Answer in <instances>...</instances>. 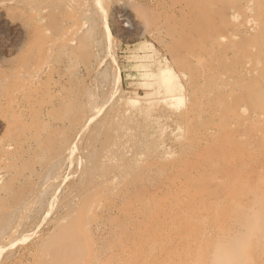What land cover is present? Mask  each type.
<instances>
[{"label": "rangeland", "instance_id": "1", "mask_svg": "<svg viewBox=\"0 0 264 264\" xmlns=\"http://www.w3.org/2000/svg\"><path fill=\"white\" fill-rule=\"evenodd\" d=\"M185 1L186 0H183V1L176 0L177 2L176 5H173L175 4L174 0H104V1L103 0H79V1L78 0H12V2L11 0H0V94H1L0 95V158L2 159L0 161L1 163L0 164V192L2 193L5 190L4 192L5 194L0 193V208H1L0 210V233L3 235V236L0 235V246L4 247L2 256H1L2 259L0 258V261L2 260L0 264H2L3 261H4L3 264H37V263L45 264L46 261L49 264L51 260L49 257H47L48 253H44L43 250L47 249L45 251L48 252L49 250L48 247L50 246V244L48 243L49 239H52L51 237H53L54 239V236H52V232L53 231L57 232V229H55V227L58 228V224L61 225V223L63 222L65 218H66L65 220H67V218L69 219L76 218L75 212H77V209L79 206L86 205V206H89L90 208L91 203L92 205L94 204L93 202L95 200L94 201L93 199L91 200V198L88 195V190L90 189H95V190L99 189L97 190L99 193H105V195L107 196V197L104 196L101 199L98 198L96 200V201L99 200V203L100 202L102 203V206L101 205L99 206L97 205L98 202H96V206L99 207L98 209H95L97 208L96 206L95 208L91 207L92 209H94V211L98 210L101 214L102 213L105 214V215L102 214L103 217L98 211H96L97 213L95 212V214H93L95 215V219H96L95 221H97V223L99 221L100 222L102 221L101 223L100 222L99 223L101 224L100 226L103 227V228L100 227L101 228V229L99 228L100 230H96L94 228L91 231L92 234L90 232L91 238L90 237L89 238L91 239V241H93L91 243L92 245L94 244L93 247L95 246L93 250H94L95 255L97 256V257L95 255H94L95 257L93 256V260L95 259V262L93 264H96V263L105 264V260L107 262V257H109V259L114 258V260L115 258H117L116 259L117 261L115 260L116 262H113L114 260L111 259L112 262L116 264L117 263L120 264L119 261L121 262V264H136V263L137 264H143V263L144 264H154V263L155 264H159V263L160 264H165V263L177 264L179 262L178 260L179 254H178L177 245L179 244H178V241H176L175 239L174 233L176 231H174L172 224H171L172 220H170V218L174 216L175 214V211L173 212V209H171V207L174 206L173 204L175 202L179 204L180 201H183L186 199V197L188 196V194H186L188 193L186 190H189V192L192 193L191 192L192 189L188 187L192 185L194 182H196L195 184L199 186L201 185L200 187L203 186L204 189L206 188H210L211 190L214 189L215 191L214 190L212 191H214L215 195L219 197H223V196L227 197L226 195L232 192L234 182L231 179L228 180L227 178L221 177L222 172H223L222 171L223 168L221 166L223 167L226 166L227 163L232 159L233 154L239 155V149L236 147V145L240 143L239 142L240 133H244L248 131L247 128L243 126L244 125V123H242L243 121L236 122L234 120V115H233L234 112H238L239 110H241L242 115L247 117L250 115V109L246 105L247 96L243 94L242 97H238L232 92H230L229 90L226 91L227 93L225 94L223 98V102L222 103L217 102V95H218V88H219L218 86L221 87V84L223 83H224L223 85H229V83L232 82L234 79V76H232L230 72H232L235 69L240 70L244 65H248V63H246L248 58L244 54L242 49L241 48L239 49V47H241V44H242V38L235 36L234 44L237 45V43H239L240 46L237 48L231 47V42L229 38L235 35V33L233 32V28L227 27L224 24L225 18H226L225 15L229 14V12H225L221 14V12H219L215 8H212V9L202 8L201 10H199L200 12L197 13L199 16L197 14L196 15L191 14V16H189L190 12L187 11L185 15V13L181 12L179 8L176 7V6H179L180 4H184ZM61 2L62 3L69 2L71 6L62 7V8H71V9L69 11H65L64 9H61V7H59V4H58ZM128 4L130 5L135 4L133 5L135 10H132L133 7H130V5ZM74 11H76V13H73ZM144 11H145V14H144ZM171 12L173 15H171ZM169 14L172 17V19H169L170 16L168 18L167 17L163 18V16H168ZM155 15L157 18H155ZM55 16L57 17L56 21H55ZM77 17L79 18V21L82 18L83 22H79L78 19H76ZM174 18L177 20H174ZM190 18L192 21H194L193 23L191 22ZM181 19L184 21L183 23L181 22L182 24H180V21H182ZM210 19L212 20L213 23L211 22ZM206 20L208 21V23ZM214 20H216V23ZM78 22L80 23V25ZM85 22L87 23L83 25V23ZM209 23H211L210 24L211 27H209ZM169 24L170 26L173 25L174 28L169 27L168 26ZM186 24L188 27L190 26L189 29H187ZM13 25L15 26V28L13 27ZM18 25L22 26V28H19ZM73 25L76 27H74ZM70 26L72 28L74 27L75 29L74 28L72 29ZM180 26L181 28L184 27V29H181ZM191 26L193 28L195 27H198V28H195L197 30H194L191 28ZM207 26L210 29V31L208 30ZM16 28H19V29H16ZM180 29H181V32H180L181 34L178 32ZM171 30H172V33H174L175 35L171 33ZM198 30L200 31V33ZM205 31H207V33H204ZM166 32L167 34L169 33L171 37L169 35H166ZM185 32L186 34H189V36L194 37L195 39L194 42H196L195 44L193 41H190V38L186 37L188 35H186ZM201 32L204 38L201 40L196 39L197 37L201 35ZM43 33L45 34L53 33V36L50 38L51 40L49 41L40 40ZM73 33H76V35H78V37L81 38V39L79 38L80 42L81 43L83 42V43L81 45V49L74 56H72V59L69 60V58L63 57V56H71V54H69L70 47H66L65 41H67L68 38L73 37ZM65 37H66V40H65ZM172 37L175 38L176 40H174ZM180 37L182 39L181 41H179L180 39H178ZM60 38H61V41H60ZM183 40L185 44H183ZM177 41L181 43V45H179ZM41 42L45 44H42ZM188 43H190V45H188ZM169 45L171 46L172 50L173 48L175 49V47L178 50L176 52L174 50V52L172 51L170 53L169 50L171 48L169 47ZM191 45H192V48H194V49L190 48L192 51L189 49ZM181 46L183 48L185 47L184 50L182 49ZM219 46H223V48L220 47L219 49ZM61 47H64V49H66V52H67V55H63L62 58L60 56L58 57L59 48ZM165 47L167 48L169 47L168 50ZM205 48L207 49V51ZM210 49H211V52L209 51ZM209 52L210 53L214 52V53L209 55L210 54ZM178 53L179 55L181 54V56L177 55ZM215 53L217 55H215ZM174 54L176 56H174ZM183 55H185L184 58H183ZM47 56H49L48 57L49 60H47L48 59ZM173 58L175 62L173 61ZM180 58H183V59H180ZM210 58L213 60L210 61L211 60ZM214 59H217V60L215 61ZM204 62L205 63L207 62L206 63L207 65H205ZM29 63H31L32 66H30L31 64ZM202 64L205 66H203ZM52 65H53L54 73L51 72V75L49 74L46 77L45 76L41 77L40 73L42 71L47 70L48 68H51ZM194 65L196 66L194 67ZM208 69L212 71L213 73L211 72L212 73L211 74ZM92 71L93 73H91ZM180 72L181 73L184 72L182 73V75L183 74L187 75L185 76V79L183 78L184 76L182 77ZM207 72L209 73L207 74ZM17 75L24 77V79L22 77L17 79L18 77ZM59 75L60 77L61 76L62 77L64 76V77L60 78ZM167 76L169 78L168 79L169 81H167ZM45 79L47 80L45 81ZM159 80H162V81L159 82ZM166 81L168 84L165 83ZM170 81H173V84L174 83L175 84L172 85V82L169 83ZM175 81L176 82L178 81V82L176 83ZM158 83L160 86H158ZM165 84L167 88H168L167 85L177 86L174 89V93H169L168 89H164ZM160 87H161V90H160ZM3 88L6 89V91H4ZM33 88H37V89H33ZM172 89L171 90L169 89V90L172 92ZM167 91H168V96L165 94L167 93ZM214 92L216 93L213 94ZM14 95L16 96L15 99L13 98ZM56 95H59L58 98L56 97ZM28 96L32 98L35 97V98H33L34 99L33 100L32 98ZM176 96H177V99L179 98L178 102L176 101V99H173L174 102L176 101L175 103L173 102L172 99L170 101V98L172 97L176 98ZM26 97L28 99H26ZM70 100H75L76 102L70 103ZM9 102L11 104L10 106H9ZM36 102L37 104L39 103L40 105L39 104L36 105ZM91 102L93 103L92 106L90 104ZM104 102L105 103L107 102V104L105 105ZM163 102H164V105L165 103L167 104L169 103V105H172V107H173V104L174 106L176 105L175 110L171 106L168 108L167 104L165 107L164 105H162ZM171 102H173V104H171ZM24 103H26L27 106ZM176 103L177 104L179 103V104L177 105ZM195 103L197 106L195 105ZM210 103L212 104V106ZM216 103H218V106H216ZM15 104H19V105L17 106ZM190 105H194V106L192 107ZM39 106L40 108H38ZM160 106L162 107V110L160 109L161 108ZM177 106H179V108H177ZM10 107L13 108L12 109L13 111L11 110ZM93 107L95 110L93 109ZM204 107L206 108L204 109ZM188 111L191 114H189ZM212 111L216 115H214ZM92 112H94L96 116H94V113L92 114ZM33 113L37 115H33ZM14 114L17 115V117H15ZM18 117L19 119H17ZM25 117H27V119ZM221 118L223 120H221ZM197 119H199V121ZM37 120L39 121V123L41 120L42 126H40L41 124L38 125ZM203 120L205 121V123L203 124L204 127L202 125V123L204 122ZM87 121L89 123H87ZM173 121L174 122L176 121L174 125H173L174 123ZM185 121L187 122L185 123ZM7 122L11 123L12 127H10V124L8 125ZM62 122L65 124L63 125ZM198 122L201 124V126L199 125ZM23 123H24V126L22 125ZM34 123L37 125H35ZM45 124H47V126H45ZM176 124L179 125L180 128L177 127L176 129L175 128ZM21 125L24 127L23 130L21 129L22 127H20ZM37 126H39V128L35 129ZM56 127H58V129ZM186 127L189 130L186 129ZM80 128L84 129L85 132L84 130L82 132V129ZM28 130L29 131L32 130V131L28 133ZM76 130H77V133H76ZM79 130L81 133L78 132ZM12 131H15V132H12ZM181 132L182 134H180ZM220 132L222 134H220ZM159 133L161 135L163 134L162 137ZM17 134L18 135L20 134V135L18 136ZM209 134H211V137ZM215 134L217 135L213 137L212 135H215ZM68 136L72 140H70ZM81 136L83 140L81 139ZM185 136L191 137V139L190 137L189 139L190 141L191 140L192 141L187 142L189 143V146L184 140ZM56 137L57 139H55ZM62 137L66 138L65 141ZM78 138H79V141H78ZM214 138L215 139L218 138L219 146L212 145L213 143L212 140ZM35 139H37L39 143L35 142L36 141ZM175 139H177V143ZM199 139L203 142H201ZM227 139L230 140V143L227 142ZM126 140L129 141L128 145L126 144L127 142ZM76 141L78 142L76 143ZM122 141L125 142L124 145H122L121 143ZM193 141L194 143H192ZM107 142H109V144ZM204 142H207V143L204 144ZM101 143L102 144L104 143L103 145L106 148L103 145H101ZM110 143L112 144L110 145ZM181 143L183 145H180ZM210 143L211 145H209ZM76 144H79L80 147ZM43 145H45V147ZM202 145L203 146L205 145L204 146L205 148H202L203 147ZM220 145L222 146V148H220ZM108 146H111L112 148L111 147L109 148ZM208 146H210L211 151H214L211 153H213L215 156L216 155L219 156L220 158L219 160L213 154L210 157H208L210 154L206 155L204 150L207 149L206 147ZM215 147H218V148H215ZM223 147H226V148H223ZM210 148L208 149V151L206 150L207 153H210ZM257 149L258 148H256V150ZM73 151L75 154L73 153ZM103 151L105 153H103ZM70 153H71V156H69ZM222 154L225 156V158ZM202 155L205 156L203 157L204 159L206 158V161L203 160V158L201 157ZM69 157L70 159H68ZM135 157H137V159H135ZM25 158H26V161H25ZM102 158L104 160H102ZM67 159L69 161H67ZM165 159L167 160L165 161ZM186 160L188 162H186ZM195 160H196V164L198 163L199 165L197 164L196 166L192 164V163L195 164ZM163 161H165L164 162L165 164L162 163ZM223 161H225L226 163ZM207 162L208 164H211L210 167L214 166V168L209 169L208 164H206ZM222 162H223V165H222ZM160 163L162 164L159 165ZM262 164H264V150L262 151V161L259 163L260 168ZM25 165L26 166L28 165V166L26 167ZM172 165L174 166L172 167ZM6 166L7 168H5ZM199 166H203V169L205 170V171L203 170L204 174L203 172H200V173L197 172L196 167H199ZM143 167H145L144 170H142ZM216 168L218 169V171ZM163 169L165 170V172L163 171ZM185 169H187L186 174H185ZM189 169L191 170L193 169V170L189 173L190 171ZM242 169L244 168L242 167ZM168 170L170 171L172 170L173 172H170ZM182 170L184 171V173H182L183 172ZM224 170H225V167H224ZM147 171H150V172L146 175ZM179 171H182L180 173L182 175L177 173ZM154 172L156 173L154 174ZM208 172L213 177H211L208 174ZM244 173L247 176L249 175L247 172H244ZM40 174H41V177H40ZM175 174H178L180 178H178L179 176L176 178ZM183 174H185L186 176H184ZM187 174L190 175V177L188 176V178L191 179L189 180L190 181L189 183L188 181L186 182V180H184V182L182 180L183 178L187 179ZM60 175L61 177H58ZM205 175H209V176L208 177L206 176L205 178L204 177ZM33 176H35V178ZM162 176H163V179H162ZM38 177L39 179L37 180ZM46 177H47V180H45ZM174 177L176 180L172 181ZM31 178H34L35 181ZM192 178L195 179L193 182H192ZM214 178L221 179L219 181L223 184L230 182L231 188L228 185L227 186L221 185L220 187L214 185L212 182ZM170 179L171 181H169ZM162 180H163V183H162ZM178 180H179V183H178ZM89 182H90V185H89ZM173 182H176V183H173ZM182 182L184 183V185H181L183 184ZM185 182L187 183V187L185 185L186 184ZM116 185L120 186L119 189L121 190L123 189L124 192L123 190L122 191L119 190L121 193H119L118 191L117 193L111 195V190ZM136 185L137 187H135ZM130 186L132 187V189L130 188ZM165 186L166 187L168 186L167 189L165 188ZM134 187H135V191L133 190ZM139 189H140V193L137 196H140V197L138 198L136 197V200H135L136 202H135L134 201L135 198L131 196V193L132 195H135L136 190H137L136 193H138ZM164 189L166 191H164ZM160 192L161 193L164 192V193L161 194ZM166 192L167 194H165ZM7 194L9 195L11 194V195L8 196ZM143 195L144 196L146 195V197H144ZM168 195H170V197H168ZM184 195L186 197H184ZM125 196L128 197L127 198L128 200H125L126 199ZM142 196L144 198H142ZM111 197H112V200H110ZM130 197H132V202L134 201L133 203L131 202ZM160 197H161V200H159ZM141 198H142V202L140 200ZM145 198H148V200H146ZM173 198H175L174 199L175 201L173 200ZM104 199H105V202H104ZM171 199L173 202L171 201ZM179 199L181 200L178 201ZM114 200H116L115 203L113 202ZM129 200H130V203L132 204L129 203ZM164 201L166 205L164 204ZM118 202L119 203L121 202L120 204H122L123 202L125 205L128 202L132 207L129 204L128 206H125L124 204L120 205ZM123 205L125 206L124 208H123ZM162 206L163 208H160ZM101 207L102 208L104 207L105 210H103ZM7 208L10 214H8V211L6 210ZM71 208L72 210H70ZM133 208H136L137 210H139L140 214L138 217L135 216V214H133V211H136V209L134 210ZM120 209H122V211ZM163 209H167L169 212L167 210L165 211L168 214L165 211L163 212ZM116 210H117V213H116ZM89 211L91 212L90 209ZM111 211H114V212H111ZM121 212L126 213V214H122ZM73 213H75V215H73ZM164 213H166V215ZM127 214H129L130 218L127 216ZM112 216L115 217V219L111 218ZM134 217H136L135 219L138 218L137 220H139L138 221L139 226H136L137 220H134ZM141 217L143 218V221H145V224H147L146 222L149 220L147 224L148 227H146V225L143 224ZM162 217L163 219H161ZM40 218L44 220H41ZM105 220L109 222H106ZM111 220L112 221L114 220V221L111 222ZM39 222L41 223V225ZM150 222L151 224H149ZM36 223L38 224L36 225ZM104 223L106 225V228H104ZM109 223L112 226L109 225ZM139 223H141L142 225H140ZM107 225L109 226L107 227ZM124 226H126V229L128 232L125 231L126 230L125 228L124 230H122V232H120L121 231L120 228L122 229ZM130 226L132 227V229ZM134 226L136 230L133 229ZM143 226H145V228ZM37 227H40V228H37ZM137 227L141 228L142 230L138 229ZM15 228L18 231H16ZM34 228L36 230H34ZM110 228L112 231L111 233H110ZM146 228H148L147 231L145 230ZM150 228L154 230L151 229L152 230L151 231ZM102 229L105 231H103ZM137 229L140 231H138ZM164 229H166V231ZM29 230H30V233H29ZM114 230H116L118 233L120 232L122 237L120 236V234H117L116 231L113 232ZM123 231H125V233H123ZM132 231H135L134 234ZM136 231L139 232L137 235H135ZM27 232L30 235L27 234ZM126 232L128 233L129 236L130 234H132L131 236H133V238L129 237L126 234ZM179 232L185 235L184 231H179ZM207 232L209 233L211 232V230H208ZM50 233H51V237L49 236ZM107 234H109L110 236H108ZM123 234H126L128 237ZM139 234H141L140 236L143 237L142 241H144V244H146L145 247L148 249L150 247L152 248L151 253L146 251L147 249L141 250L138 247V245L135 246L134 244V246H132L133 245L132 240L135 242L136 239L138 241L139 238H141ZM11 235H13L12 238H11ZM134 235H135V239H134ZM125 236L127 237V239ZM172 236L174 237L173 239H172ZM99 237L101 239H99ZM146 237L147 239L148 238L149 239L147 240ZM92 238L94 239L92 240ZM102 238H104V240ZM116 238L118 239V241L116 240ZM53 239L50 240V242L54 241ZM119 240H120V243H122L123 241L121 246L119 245L120 249L122 247L124 248V250L125 248L126 250H130L131 254H129V256H126V255L123 256L124 251L121 253L123 249L112 251V247L115 248L114 247V245H116L115 243L120 244ZM157 240H160L158 244L156 243ZM112 241L113 242L115 241V242L113 243ZM126 241H128V244ZM51 245H52V242H51ZM108 245L110 247H108ZM126 246H128L129 249ZM41 247H42V250H41ZM101 247L103 249L100 250ZM106 247L108 248L106 249ZM8 248L9 250H7ZM4 250H6V252H4ZM131 250L135 252L133 253L131 252ZM119 251H120V254H119ZM263 251L264 249L260 251L261 253L260 257L261 256L262 257L261 258L257 257L258 258L257 264H262L261 262L264 261ZM98 253L100 254L102 253L103 254V255L101 254L102 257H100V254L98 256ZM110 253H113L114 256L113 254H110ZM105 254L107 255L105 256ZM43 257H46V259L48 260L44 259ZM138 257L140 260L138 259ZM34 261L36 262L34 263ZM173 261L177 263H174ZM112 262H110V264H113ZM106 264H109V262H107Z\"/></svg>", "mask_w": 264, "mask_h": 264}, {"label": "bare ground", "instance_id": "2", "mask_svg": "<svg viewBox=\"0 0 264 264\" xmlns=\"http://www.w3.org/2000/svg\"><path fill=\"white\" fill-rule=\"evenodd\" d=\"M79 1V0H78ZM104 1V0H103ZM179 1V0H178ZM183 1V0H182ZM11 2H12V0H11ZM20 2H22V1H20ZM91 2V1H90ZM131 2V1H130ZM75 3V2H74ZM133 3V2H132ZM162 3V2H161ZM170 3V2H169ZM174 3L175 4H173V5H176V0H174ZM23 4V3H22ZM59 4V7H61V9H64L65 11H69L71 8H62V7H69V6H71V4L69 3V2H64V3H58ZM138 4V3H137ZM17 5V4H16ZM24 5V4H23ZM22 5V6H23ZM98 5V4H97ZM128 5H130V4H128ZM127 5V6H128ZM133 5H135V4H133ZM133 5H130V7H133ZM139 5V4H138ZM137 5V6H138ZM141 5V4H140ZM136 6V7H137ZM157 6V5H156ZM21 7V6H20ZM99 7V6H98ZM129 7V6H128ZM164 7V6H163ZM177 8H179V10L181 11V12H183V13H185V15H186V12L188 11V12H190L189 14V16H191V14H194V15H196L198 12H200L199 10H201L202 8H210V9H212V8H215L216 10H218L219 12H221V14H223V13H225V12H229V14H226L225 15V22H224V24L227 26V27H231V28H233V32L235 33V35H233L232 37H230L229 39H230V42H231V47H233V48H237V47H239L240 45H239V43H237V45L236 44H234V40H235V36H238V37H240V38H242V44H241V47H239V49L241 48L242 49V51L244 52V54L247 56V62L246 63H248V65H244L240 70H233L232 72H230L231 74H232V76H234V79H233V81L232 82H230L229 83V85H223V84H221V87L220 86H218L219 88H218V95H217V102H220V103H222L223 102V98H224V96H225V94L227 93L226 91H230V92H232L233 94H235L236 96H238V97H242V95L244 94L245 96H247L246 97V105L248 106V108L250 109V115L249 116H247V117H245V116H243L242 115V112H241V110H239L238 112H234V120L236 121V122H241V121H243L242 123H244V127L245 128H247V130L248 131H246V132H244V133H240V138H239V146L238 145H236V147L239 149V155H237V154H233V156H232V159L227 163V165L226 166H224L225 167V170H224V167L223 166H221L222 168H223V172H222V175H221V177H224V178H227L228 180L229 179H231V180H233V182H234V184H233V188H232V192L231 193H228L226 196L227 197H225V196H223V197H219V196H216L215 195V190L214 189H212V190H214V191H212L210 188H206V189H204V187L202 186V187H200L199 185H197V184H195L196 182H194L192 185H190V186H192V187H188V188H190V189H192V193H190L189 192V190H186L188 193H186V194H188V196L186 197L185 195H184V197H186V199L185 200H183V201H180L181 199H179L178 201H180V203L179 204H181V205H179L178 203H176V205H175V203L173 204L174 206L173 207H171V209H173V212L175 211V214H174V216H172L171 218H170V220H172L171 221V224H172V227H173V229H174V231H176L174 234H175V239H176V241H178V244L179 245H177L178 247H177V249H178V254H179V257H178V260H179V262L177 263V262H175V261H173L174 263H177V264H257V262H258V258H261L260 257V251H262L263 249H264V164H262V166H261V168L259 167V163L262 161V151L264 150V0H186L185 1V3L184 4H180L179 6H176ZM46 8V7H45ZM53 8V7H52ZM173 8V7H172ZM76 9V8H75ZM74 9V10H75ZM139 9V8H138ZM138 9H137V11H138ZM170 9V8H169ZM176 9V8H175ZM87 10V9H86ZM132 10H135L134 9V7H133V9ZM126 11V10H125ZM140 11V10H139ZM165 11V10H164ZM170 11V10H169ZM127 12V11H126ZM141 12V11H140ZM168 12V11H167ZM176 12V11H175ZM63 13V12H62ZM73 13H76V11H74ZM124 13V12H123ZM3 14V13H2ZM141 14V13H140ZM144 14H145V11H144ZM175 14V13H174ZM182 14V13H181ZM142 15V14H141ZM158 15V14H157ZM171 15H173L172 14V12H171ZM198 15V14H197ZM170 16V14L168 15V16H163V18L164 17H169ZM199 16V15H198ZM2 17V16H1ZM73 17V16H72ZM146 17V16H145ZM154 17V16H153ZM175 17V16H174ZM194 17V16H193ZM155 18H157L156 17V15H155ZM178 18V17H177ZM76 19H78V21H79V18L77 17ZM149 19V18H148ZM160 19V18H159ZM169 19H172V17L170 16V18ZM168 19V20H169ZM193 19V18H192ZM2 20V19H1ZM57 20V17L55 16V21ZM151 20H152V18H151ZM174 20H177V19H175L174 18ZM174 20H172V21H174ZM182 20V19H181ZM190 20H191V18H190ZM198 20V19H197ZM208 20V19H207ZM206 20V21H207ZM211 20V19H210ZM50 21V20H49ZM59 21V20H58ZM57 21V22H58ZM163 21V20H162ZM215 21V23H216V20H214ZM4 22V21H3ZM54 22V21H53ZM79 22H83V19L81 18V20L79 21ZM78 22V23H79ZM152 22H153V20H152ZM176 22V21H175ZM175 22H173V23H175ZM184 22L183 20L182 21H180V24H182V23ZM191 22L193 23L194 21H192L191 20ZM211 22H212V20H211ZM2 23V22H1ZM8 23V22H7ZM50 23V22H49ZM66 23V22H65ZM87 22H85V23H83V25L84 24H86ZM157 23V22H156ZM168 23H169V21H168ZM207 23H208V21H207ZM213 23V22H212ZM6 24V23H5ZM16 24V23H15ZM164 24V23H163ZM162 24V25H163ZM210 24L211 23H209V27H211L210 26ZM7 25V24H6ZM54 25V24H53ZM75 25V24H74ZM73 25V26H74ZM79 25H80V23H79ZM154 25V24H153ZM174 25H176V24H174ZM19 26V25H18ZM52 26V25H51ZM169 27H173V25H171L170 26V24L168 25ZM184 26H185V24H184ZM186 26H187V24H186ZM13 27L15 28V26L13 25ZM17 27V26H16ZM55 27V26H54ZM71 27V26H70ZM74 27H76V26H74ZM73 27V28H74ZM177 27V26H176ZM190 27V26H189ZM189 27L187 26V29H189ZM12 28V27H11ZM19 28H22V26H19ZM19 28H16V29H19ZM72 28V27H71ZM72 28V29H73ZM161 28V27H160ZM165 28H166V26H165ZM174 28V27H173ZM180 28H181V26H180ZM186 28V27H185ZM191 28L192 29H194V30H197V29H195V28H198V27H195V28H193L192 26H191ZM207 28H208V26H207ZM75 29V28H74ZM168 29V28H167ZM181 29H184V27L183 28H181ZM181 29L178 31L179 33L181 32ZM13 30V29H12ZM15 30V29H14ZM21 30V29H20ZM83 30V29H82ZM160 30V29H159ZM169 30H170V28H169ZM173 30V29H172ZM172 30H171V33H172ZM199 30H201V29H199ZM198 30V31H199ZM208 30L210 31V29L208 28ZM215 30H216V28H215ZM70 31H71V29H70ZM162 31V30H161ZM165 31V30H164ZM184 31V30H183ZM189 31V30H188ZM190 31H191V29H190ZM83 32V31H82ZM160 32V31H159ZM183 33V32H182ZM188 33H190V32H188ZM199 33H200V31H199ZM204 33H207V31H205ZM77 34H79V33H77ZM172 34H174V33H172ZM181 34V33H180ZM185 34H186V32H185ZM217 34H219V33H217ZM44 35V36H43ZM43 35H42V37L40 38V40H42V41H49V40H51L50 38L53 36V33H47V34H45V33H43ZM166 35H169V33L167 34V32H166ZM175 35V34H174ZM186 35H188V36H186L187 38H190V41H193L194 42V37L193 36H189V34H186ZM205 35V34H204ZM80 36V35H79ZM170 36V35H169ZM179 36V35H178ZM197 36H199V35H197ZM208 36V35H207ZM171 37V36H170ZM177 37V36H176ZM206 37V36H205ZM80 37H78V35H76V33H73V37H71V38H68L67 39V41H65L66 42V47H70V53L69 54H71V56H63V55H67V52H66V49H64V47H61V48H59V54H58V57L60 56L61 58H62V56L63 57H67V58H69V60L70 59H72V56H74L80 49H81V45H82V43L80 42V39H79ZM173 38V37H172ZM204 38V36L202 35V32H201V35L199 36V37H197L196 39H198V40H201V39H203ZM62 39H64V38H62ZM174 40H176L175 38H173ZM178 39H180L179 41H181L182 39H181V37L180 38H178ZM177 39V40H178ZM59 40V39H58ZM65 40H66V37H65ZM60 41H61V38H60ZM64 41V40H63ZM189 41V42H190ZM56 42V41H55ZM54 42V43H55ZM178 42V41H177ZM42 44H45V43H43V42H41ZM179 43V42H178ZM196 42H194V44H195ZM49 44H50V42H49ZM58 44H59V42H58ZM171 44V43H170ZM173 44V43H172ZM183 44H185L184 43V40H183ZM183 44H182V46H183ZM197 44H198V42H197ZM64 45V44H63ZM179 45H181V43H179ZM188 45H190V43H188ZM201 45V44H200ZM221 45H223V44H221ZM166 46H168V45H166ZM181 46V47H182ZM187 46V45H186ZM57 47H59V46H57ZM169 47L171 48V46L169 45ZM168 47V48H169ZM173 47V46H172ZM218 47V46H217ZM220 47H222L223 48V46H219V49H220ZM224 47H225V45H224ZM227 47V46H226ZM44 48V47H43ZM51 48V47H50ZM165 48H167V47H165ZM168 48H167V50H168ZM185 48V47H184ZM184 48L182 47V49L184 50ZM188 48V47H187ZM186 48V49H187ZM190 48H192V45H191V47H189V49ZM45 49V48H44ZM87 49V48H86ZM192 49H194V48H192ZM204 49V48H203ZM206 49V48H205ZM47 50H49V49H47ZM171 50V51H170ZM169 50V52L171 53L172 51L174 52V50H175V52L178 50V49H176V47H175V49L173 48V50H172V48ZM191 50V49H190ZM89 51V50H88ZM192 51V50H191ZM200 51V50H199ZM206 51H207V49H206ZM210 52H211V49L209 50ZM168 52V53H169ZM187 52V51H186ZM203 52V51H202ZM209 52V53H210ZM200 53V52H199ZM206 53H208V52H206ZM214 52H212V53H210L209 55H211V54H213ZM87 54V53H86ZM90 54V53H89ZM197 54V53H196ZM242 54V53H241ZM172 55H173V53H172ZM177 55H179V53L177 54ZM193 55V54H192ZM209 55H207V56H209ZM215 55H217L216 53H215ZM174 56H176L175 54H174ZM179 56H181V54L179 55ZM184 56L185 55H183V58H184ZM219 56V55H218ZM34 57H35V55H34ZM49 56H47V58H48ZM200 57V56H199ZM212 57V56H211ZM213 57H214V55H213ZM212 57V58H213ZM43 58V57H42ZM179 58V57H178ZM183 58H180V59H183ZM216 58V57H215ZM235 58V57H234ZM66 59V58H65ZM185 59H186V57H185ZM211 59V58H210ZM219 59V58H218ZM240 59V58H239ZM238 59V60H239ZM47 60H49V58L47 59ZM213 59H211L210 61H212ZM215 61L217 60V59H214ZM237 60V59H236ZM85 61V60H84ZM173 61H174V58H173ZM183 61H185V60H183ZM200 61V60H199ZM202 61V60H201ZM219 61V60H218ZM59 62V61H58ZM175 62V61H174ZM45 63H46V61H45ZM179 63V62H178ZM184 63V62H183ZM202 63V62H201ZM200 63V64H201ZM207 63V62H206ZM205 62H204V64L205 65H207ZM214 63H216V62H214ZM26 64V63H25ZM29 64H31V63H29ZM29 64H28V66H29ZM42 64V63H41ZM84 64V63H83ZM182 64V63H181ZM220 64V63H219ZM226 64V63H225ZM225 64H224V66H225ZM40 65V64H39ZM176 65V64H175ZM186 65H187V63H186ZM186 65H184V66H186ZM203 65V64H202ZM205 65H203V66H205ZM227 65V64H226ZM27 66V67H28ZM30 66H32V64L30 65ZM43 66H44V64H43ZM49 66V65H48ZM64 66V65H63ZM179 66H180V64H179ZM182 66V65H181ZM183 66V67H184ZM196 65H194V67H195ZM202 66V67H203ZM211 66V65H210ZM217 66H218V64H217ZM221 66V65H220ZM80 67V66H79ZM191 67V66H190ZM234 67V66H233ZM19 68V67H18ZM18 68H17V70H18ZM38 68V67H37ZM43 68V67H42ZM83 68V67H82ZM88 68V67H87ZM179 68H181V67H179ZM189 68V67H188ZM218 68V67H217ZM224 68V67H223ZM28 69V68H27ZM193 69V68H192ZM191 69V70H192ZM206 69V68H205ZM205 69H204V71H205ZM210 69V68H209ZM208 69V70H209ZM225 69V68H224ZM227 69V68H226ZM34 70V69H33ZM42 70V69H41ZM44 70V69H43ZM30 71V70H29ZM82 71V70H81ZM182 71H183V69H182ZM207 71V70H206ZM210 71V70H209ZM14 72V71H13ZM51 72L52 73H54L53 72V65L51 66V68H48L47 70H45V71H42L41 73H40V75H41V77H46V76H48L49 74L51 75ZM189 72V71H188ZM193 72V71H192ZM212 71H210V73H211ZM59 73V72H58ZM91 73H93V71L91 72ZM181 73V72H180ZM182 73H184V72H182ZM182 73H181V75H182ZM209 72H207V74H208ZM213 73V72H212ZM211 73V74H212ZM195 74H196V72H195ZM21 75H23V74H21ZM39 75V76H40ZM79 75V74H78ZM210 75V74H209ZM18 76V75H17ZM16 76V77H17ZM26 76H28V75H26ZM57 76V75H56ZM55 76V77H56ZM184 76V77H183ZM185 76H187V75H182V77L185 79ZM194 76V75H193ZM207 76V75H206ZM22 76H18L17 77V79L18 78H21ZM53 77V76H52ZM59 77H60V75H59ZM58 77V78H59ZM62 77V76H61ZM60 77V78H61ZM64 77V76H63ZM62 77V78H63ZM94 77V76H93ZM170 77V76H169ZM215 77V76H214ZM23 79H24V77H22ZM164 78H166V77H164ZM207 78V77H206ZM28 79H29V77H28ZM43 79V78H42ZM41 79V80H42ZM53 79V78H52ZM169 78H168V76H167V81H169L168 80ZM171 79V78H170ZM194 79V78H193ZM216 79V78H215ZM214 79V80H215ZM44 80V79H43ZM47 79H45V81H46ZM58 80V79H57ZM172 80V79H171ZM8 81H9V79H8ZM34 81V80H33ZM160 81H162V80H159V82ZM167 81L165 82V83H167ZM58 82V81H57ZM172 82V85H174L173 84V81H170L169 83H171ZM176 82V81H175ZM178 82V81H177ZM176 82V83H177ZM195 82V81H194ZM206 82V81H205ZM215 82V81H214ZM218 82V81H217ZM161 83H163V82H161ZM8 84V83H7ZM168 84V83H167ZM212 84V83H211ZM215 84V83H214ZM213 84V85H214ZM34 85V84H33ZM62 85V84H61ZM172 85H167L168 86V88L166 87V84H165V88L164 89H168V91H169V93H174V89L177 87V86H172ZM216 85V84H215ZM40 86V85H39ZM158 86H160L159 85V83H158ZM162 86H163V84H162ZM161 86V87H162ZM173 87V89H172V87ZM195 86V85H194ZM3 87V86H2ZM1 87V88H2ZM52 87V86H51ZM161 87H160V90H161ZM171 87V88H170ZM180 87V86H179ZM11 88V87H10ZM14 88V87H13ZM12 88V89H13ZM50 88V87H49ZM57 88H59V87H57ZM4 89V88H3ZM2 89V90H3ZM17 89H18V87H17ZM33 89H37V88H33ZM172 89V92L170 91V90ZM28 90V89H27ZM40 90V89H39ZM163 90V89H162ZM182 90V89H181ZM213 90H215V89H213ZM4 91H6V89H4ZM7 91H8V89H7ZM16 91V90H15ZM23 91V90H22ZM49 91H51V90H49ZM166 91V90H165ZM168 91H167V93H165L167 96H168ZM176 91H177V89H176ZM176 91H175V93H176ZM34 92V91H33ZM36 92H37V90H36ZM56 92V91H55ZM78 92V91H77ZM182 92V91H181ZM213 92V91H212ZM2 93V92H1ZM7 93V92H6ZM12 93V92H11ZM19 93V92H18ZM21 93H23V92H21ZM79 93V92H78ZM216 92H214L213 94H215ZM13 94H15V93H13ZM55 94V93H54ZM57 94V93H56ZM59 94V93H58ZM203 94V93H202ZM212 94V93H211ZM1 95V94H0ZM24 95V94H23ZM46 95H48V94H46ZM86 95V94H85ZM170 95V94H169ZM176 95H178V94H176ZM209 95V94H208ZM53 96V95H52ZM58 96L59 95H56V97L58 98ZM183 96V95H182ZM212 96V95H211ZM214 96V95H213ZM15 95L13 96V98L15 99ZM28 97H30V96H28ZM51 97V96H50ZM175 97V96H174ZM179 97V96H178ZM30 98H32V97H30ZM33 98H35V97H33ZM32 98V99H33ZM53 98V97H52ZM55 98V97H54ZM92 98V97H91ZM212 98V97H211ZM6 99V98H5ZM12 99V98H11ZM10 99V100H11ZM22 99H23V97H22ZM21 99V100H22ZM26 99H28L27 97H26ZM56 99V98H55ZM67 99V98H66ZM89 99H90V97H89ZM88 99V100H89ZM171 99L173 100V99H176V101L178 102V99H177V96H176V98H170V101H171ZM181 99V98H180ZM205 99V98H204ZM3 100V99H2ZM34 100V99H33ZM103 100V99H102ZM8 101V100H7ZM20 101V100H19ZM25 101V100H24ZM41 101V100H40ZM60 101V100H59ZM175 101V102H176ZM196 101H198V100H196ZM203 101V100H202ZM10 102H12V101H10ZM10 102H9V106L11 105L10 104ZM14 102V101H13ZM39 102V101H38ZM50 102V101H49ZM74 102H76L75 100H70V103H74ZM89 102V101H88ZM173 102H174V100H173ZM173 102H171V104H173ZM174 102V103H175ZM183 102V101H182ZM8 103V102H7ZM42 103V102H41ZM212 103V102H211ZM210 103V104H211ZM12 104H14V103H12ZM25 105H26V103H24ZM39 104V103H38ZM37 104V102H36V105H38ZM43 104V103H42ZM91 104V106H92V102L90 103ZM102 104V103H101ZM104 104L106 105L107 104V102L105 103L104 102ZM166 104L167 103H165V105H164V102H163V104L162 105H164L165 107H166ZM177 104V103H176ZM179 104V103H178ZM177 104V105H178ZM180 104H182V103H180ZM15 105H19V104H15ZM31 105H32V103H31ZM40 105V104H39ZM53 105V104H52ZM81 105H82V103H81ZM161 105V106H162ZM169 103L167 104V107L169 108L170 106L172 107V105H169ZM195 105H196V103H195ZM200 105V104H199ZM239 105V104H238ZM14 106V105H13ZM27 106V105H26ZM72 106V105H71ZM94 106V105H93ZM160 106V107H161ZM176 106V105H175ZM175 106H174V104H173V107L172 108H174V110H175ZM182 106V105H181ZM190 106H194V105H190ZM197 106V105H196ZM203 106V105H202ZM211 106H212V104H211ZM214 106V105H213ZM216 106H218V103H216ZM220 106V105H219ZM241 106V105H240ZM239 106V107H240ZM7 107V106H6ZM73 107V106H72ZM98 107V106H97ZM159 107V106H158ZM200 107V106H199ZM11 108V107H10ZM18 108V107H17ZM38 108H40V106L38 107ZM177 108H179V106H177ZM176 108V109H177ZM202 108V107H201ZM206 107H204V109H205ZM13 108H11V110H12ZM61 109V108H60ZM93 109H94V107H93ZM161 110H162V107L160 108ZM164 109V108H163ZM171 109V108H170ZM192 109V108H191ZM190 109V110H191ZM35 110V109H34ZM72 110V109H71ZM95 110V109H94ZM93 110V111H94ZM150 110V109H149ZM173 110V111H174ZM178 110V109H177ZM202 110V109H201ZM219 110V109H218ZM13 111V110H12ZM36 111H37V109H36ZM90 111V110H89ZM127 111H128V109H127ZM126 111V112H127ZM172 111V110H171ZM204 111V110H203ZM207 111V110H206ZM209 111V110H208ZM214 111V110H213ZM213 111H212V113H213ZM18 112V111H17ZM35 112V111H34ZM95 112V111H94ZM94 112H92V114L94 113ZM176 112V111H175ZM40 113V112H39ZM144 113H145V111H144ZM143 113V114H144ZM150 113V112H149ZM188 113L189 114H191L189 111H188ZM194 113V112H193ZM218 113H219V111H218ZM179 114V113H178ZM188 114V115H189ZM214 115H216L215 113H213ZM15 115V114H14ZM33 115H37V114H34L33 113ZM32 115V116H33ZM177 115V114H176ZM45 116V115H44ZM92 116V115H91ZM94 116H96L95 115V113H94ZM98 116V115H97ZM128 116H129V114H128ZM145 116V115H144ZM201 116V115H200ZM203 116V115H202ZM213 116V115H212ZM219 116V115H218ZM222 116V115H221ZM15 117H17V115H15ZM147 117V116H146ZM149 117V116H148ZM188 117V116H187ZM187 117H186V119H187ZM26 119H27V117H25ZM31 118V117H30ZM40 118V117H39ZM93 118V117H92ZM209 118V117H208ZM225 118V117H224ZM17 119H19V117L17 118ZM42 119V118H41ZM49 119V118H48ZM63 119V118H62ZM65 119V118H64ZM220 119V118H219ZM218 119V120H219ZM31 120V119H30ZM69 120V119H68ZM88 120V119H87ZM92 120V119H91ZM90 120V121H91ZM148 120V119H147ZM198 121H199V119H197ZM217 120V121H218ZM221 120H223L222 118H221ZM10 121V120H9ZM27 121V120H26ZM32 121V120H31ZM38 121V120H37ZM58 121H59V119H58ZM63 121V120H62ZM66 121V120H65ZM64 121V122H65ZM70 121V120H69ZM95 121V120H94ZM94 121H92V122H94ZM191 121H192V119H191ZM204 121V120H203ZM207 121V120H206ZM30 122V121H29ZM174 122V121H173ZM172 122V123H173ZM176 122V121H175ZM175 122L173 123V125L175 124ZM183 122V121H182ZM187 121H185V123H186ZM8 123V125L10 124V127H12V124L11 123H9V122H7ZM7 123H6V125H7ZM18 123V122H17ZM31 123V122H30ZM58 123V122H57ZM72 123V122H71ZM87 123H89L88 121H87ZM162 123V122H161ZM161 123H160V125H161ZM190 123V122H189ZM192 123H193V121H192ZM199 123V122H198ZM205 123V121L202 123V125ZM220 123V122H219ZM29 124V123H28ZM35 124V123H34ZM41 124V125H40ZM55 124V123H54ZM62 124L64 125L65 123H63L62 122ZM178 124H179V122H178ZM191 124V123H190ZM23 126H24V123L22 124ZM20 126V127H22L21 129L23 130L24 129V127L23 126ZM27 125V124H26ZM35 125H37V124H35ZM38 125H40V126H42V123H41V120H40V123H39V121H38ZM60 125V124H59ZM68 125V124H67ZM70 125V124H69ZM89 125V124H88ZM93 125V124H92ZM100 125V124H99ZM102 125H104V124H102ZM163 125V124H162ZM181 125V124H180ZM195 125V124H194ZM199 125L201 126V124L199 123ZM13 126H14V124H13ZM19 126V125H18ZM32 126H33V124H32ZM31 126V127H32ZM45 126H47V124H45ZM186 126V125H185ZM198 126V125H197ZM207 126H209V125H207ZM211 126V125H210ZM222 126V125H221ZM44 127V126H43ZM66 127V126H65ZM74 127V126H73ZM78 127V126H77ZM86 127H87V125H86ZM91 127V126H90ZM177 127H179L180 128V126L179 125H177L176 124V129H177ZM195 127V126H194ZM203 127H204V125H203ZM203 127H201V128H203ZM206 127V126H205ZM213 127V126H212ZM217 127V126H216ZM8 128H9V126H8ZM7 128V129H8ZM15 128V127H14ZM35 128V127H34ZM37 128H39V126H37L35 129H37ZM57 129H58V127H56ZM68 128V127H67ZM83 128H84V126H83ZM105 128H106V126H105ZM104 128V129H105ZM231 128V127H230ZM244 128V129H245ZM16 129V128H15ZM21 129H20V131H21ZM32 129V128H31ZM70 129V128H69ZM77 129V128H76ZM80 129H82V128H80ZM186 129H188L187 127H186ZM237 129V128H236ZM30 130V129H29ZM28 130V133H30L31 131H29ZM39 130V129H38ZM37 130V131H38ZM59 130H60V128H59ZM58 130V131H59ZM83 130L84 129H82V132H83ZM189 130V129H188ZM196 130V129H195ZM194 130V131H195ZM200 130V129H199ZM246 130V129H245ZM46 131V130H45ZM62 131V130H61ZM67 131V130H66ZM111 131V130H110ZM113 131V130H112ZM160 131H162V130H160ZM181 131V130H180ZM183 131V130H182ZM197 131V130H196ZM12 132H15V131H12ZM78 132H80V130L78 131ZM84 132H85V130H84ZM86 132H88V131H86ZM109 132V131H108ZM114 132V131H113ZM164 132V131H163ZM162 132V133H163ZM7 133V132H6ZM9 133V132H8ZM34 133V132H33ZM32 133V134H33ZM37 133V132H36ZM58 133V132H57ZM75 133V132H74ZM76 133H77V130H76ZM81 133V132H80ZM79 133V134H80ZM103 133V132H102ZM127 133V132H126ZM187 133V132H186ZM189 133H190V131H189ZM188 133V134H189ZM193 133V132H192ZM191 133V134H192ZM236 133H237V131H236ZM35 134V133H34ZM38 134V133H37ZM44 134V133H43ZM61 134H63V133H61ZM65 134V133H64ZM69 134V133H68ZM67 134V135H68ZM85 134V133H84ZM108 134V133H107ZM113 134V133H112ZM160 134V133H159ZM158 134V135H159ZM173 134V133H172ZM180 134H182V132L180 133ZM220 134H222L221 132H220ZM18 135V134H17ZM20 135V134H19ZM18 135V136H19ZM50 135V134H49ZM52 135V134H51ZM55 135H56V133H55ZM54 135V136H55ZM161 135V134H160ZM163 135V134H162ZM162 135H161V137H162ZM190 135V134H189ZM210 135V137H211V134H209ZM217 134H215V135H212L213 137L214 136H216ZM25 136V135H24ZM62 136V135H61ZM60 136V137H61ZM85 136V135H84ZM182 136V135H181ZM4 137V136H3ZM6 137H7V135H6ZM9 137H10V135H9ZM32 137H34V136H32ZM69 137V136H68ZM178 137V136H177ZM184 137V136H183ZM183 137H181V138H183ZM190 137V136H189ZM189 137H187V136H185V142L187 143V142H189L190 141V139H191V137H190V139H189ZM196 137V136H195ZM209 137V136H208ZM246 137V138H245ZM248 137V138H247ZM30 138V137H29ZM42 138V137H41ZM59 138V137H58ZM63 138V137H62ZM61 138V139H62ZM117 138V137H116ZM160 138V137H159ZM7 139V138H6ZM6 139H4V140H6ZM55 139H57V137L55 138ZM64 139V141H65V139L66 138H63ZM69 139H70V137H69ZM68 139V140H69ZM77 139V138H76ZM81 139H82V136H81ZM80 139V140H81ZM178 139H180V138H178ZM36 141L35 142H38L37 141V139H35ZM70 140H72V139H70ZM75 140V139H74ZM83 140V139H82ZM117 140V139H116ZM176 140V143H177V139H175ZM174 140V141H175ZM200 140V139H199ZM259 142H258V141ZM31 141V140H30ZM48 141V140H47ZM60 141H62V140H60ZM78 141H79V138H78ZM78 141H76V143L78 142ZM108 141V140H107ZM111 141V140H110ZM123 141H124V139H123ZM121 142L122 143V145H124V143L125 142ZM127 141V140H126ZM155 141H157V140H155ZM192 141V140H191ZM190 141V142H191ZM201 141V140H200ZM32 142V141H31ZM30 142V143H31ZM113 142V141H112ZM117 142H119V141H117ZM129 141H127L126 142V144L128 145L129 143H128ZM184 142V143H185ZM198 142V141H197ZM201 142H203V141H201ZM200 142V143H201ZM212 145H214V146H219L218 145V143H219V140H218V138L217 139H213L212 140ZM227 142L228 143H230V140H228L227 139ZM3 143V142H2ZM23 143V142H22ZM25 143H26V141H25ZM39 143V142H38ZM73 143H75V142H73ZM80 143V142H79ZM108 144H109V142H107ZM192 143H194V141L192 142ZM205 143H207V142H204V144ZM20 144V143H19ZM81 144V143H80ZM104 144V143H103ZM102 143H101V145H103ZM105 144H106V142H105ZM112 143H110V145H111ZM119 144V143H118ZM131 144H132V142H131ZM188 144V146H189V143H187ZM191 144V143H190ZM203 144V143H202ZM234 144V143H233ZM10 145H11V143H10ZM16 145H17V143H16ZM23 145V144H22ZM46 145V144H45ZM45 145H43L44 147H45ZM76 145H78L79 147H80V145L79 144H76ZM174 145V144H173ZM180 145H183L182 143L180 144ZM207 145V144H206ZM209 145H211V143L209 144ZM222 145V144H221ZM220 145V148H222V146ZM235 145V144H234ZM60 146V145H59ZM104 146V145H103ZM113 146V145H112ZM179 146V145H178ZM203 146V145H202ZM205 146V145H204ZM202 147V148H205V147ZM229 146V145H228ZM22 147H24V146H22ZM102 147V146H101ZM105 147V146H104ZM109 148L111 147V146H108ZM177 147V146H176ZM209 148H210V146H208ZM208 147H206L207 149H205L204 151H205V153H206V155H209L208 157H210L213 153H211V152H214V151H211V148H210V153H207L206 152V150L208 151ZM2 148H3V146H2ZM15 148H16V146H15ZM20 148H21V146H20ZM106 148V147H105ZM108 148V149H109ZM112 148V147H111ZM163 148H165V147H163ZM185 148V147H184ZM195 148H197V147H195ZM215 148H218V147H215ZM223 148H226V147H223ZM256 148H258L257 150H256ZM263 148V149H262ZM4 149H5V147H4ZM3 149V150H4ZM8 149V148H7ZM74 149V148H73ZM83 149V148H82ZM100 149V148H99ZM178 149V148H177ZM177 149H176V151H177ZM180 149V148H179ZM183 149V148H182ZM2 150V151H3ZM194 150V149H193ZM199 150V149H198ZM221 150V149H220ZM49 151V150H48ZM72 151V150H71ZM78 151V150H77ZM80 151V150H79ZM88 151V150H87ZM105 151V150H104ZM103 151V153H105ZM185 151V150H184ZM195 151V150H194ZM227 151H229V150H227ZM8 152H10V151H8ZM109 152V151H108ZM182 152V151H181ZM200 152V151H199ZM6 153V152H5ZM25 153V152H24ZM38 153V152H37ZM73 153H74V151H73ZM186 153V152H185ZM235 153V152H234ZM61 154V153H60ZM75 154V153H74ZM93 154H94V152H93ZM107 154V153H106ZM182 154V153H181ZM198 154V153H197ZM200 154V153H199ZM230 154V153H229ZM228 154V155H229ZM1 155H3V154H1ZM40 155H42V154H40ZM39 155V156H40ZM103 155V154H102ZM167 155H168V153H167ZM214 155V154H213ZM223 155V154H222ZM231 155H232V153H231ZM6 156H8V155H6ZM5 156V157H6ZM37 156V155H36ZM69 156H71V153L69 154ZM105 156H107V155H105ZM188 156V155H187ZM193 156V155H192ZM196 156V155H195ZM204 155H202L201 157L203 158V160L204 161H206V158L204 159V157H203ZM215 156V155H214ZM224 156V155H223ZM2 157V156H1ZM26 157V156H25ZM42 157V156H41ZM138 157V156H137ZM137 157H135V159H137ZM164 157H165V155H164ZM167 157V156H166ZM170 157V156H169ZM176 157V156H175ZM182 157V156H181ZM198 157V156H197ZM218 160L220 159L219 158V156H215ZM222 157V156H221ZM231 157V156H230ZM229 157V158H230ZM16 158V157H15ZM24 158V157H23ZM36 158V157H35ZM39 158V157H38ZM186 158H188V157H186ZM196 158V157H195ZM212 158V157H211ZM224 158H225V156H224ZM40 159V158H39ZM57 159H58V157H57ZM64 159V158H63ZM68 159H70V157L68 158ZM67 159V161H69ZM71 159H72V157H71ZM97 159V158H96ZM200 159V158H199ZM226 159H227V157H226ZM2 159L0 158V161H1ZM4 160H5V158H4ZM33 160V159H32ZM56 160V159H55ZM98 160V159H97ZM102 160H104L103 158H102ZM167 159H165V161H166ZM173 160V159H172ZM25 161H26V158H25ZM29 161H30V159H29ZM40 161V160H39ZM95 161V160H94ZM158 161V160H157ZM162 161V160H161ZM165 161H163L162 163L163 164H165L164 162ZM171 161V160H170ZM174 161V160H173ZM172 161V162H173ZM203 161V162H204ZM5 162V161H4ZM22 162H23V160H22ZM35 162H37V161H35ZM52 162H53V160H52ZM100 162H101V160H100ZM186 162H188L187 160H186ZM191 162V161H190ZM194 162V161H193ZM198 162V161H197ZM201 162H202V160H201ZM200 162V163H201ZM223 162H225V161H223ZM223 162H222V165H223ZM15 163V162H14ZM150 163V162H149ZM152 163V162H151ZM162 163H160L159 165H161ZM169 163H171V162H169ZM226 163V162H225ZM1 164V163H0ZM3 164V163H2ZM5 164V163H4ZM35 164V163H34ZM33 164V165H34ZM40 164V163H39ZM157 164V163H156ZM174 164V163H173ZM183 164V163H182ZM184 164H186V163H184ZM193 165H196L197 166V164H196V160H195V164L194 163H192ZM192 164H191V166H192ZM206 164H208V162L206 163ZM102 165V164H101ZM100 165V166H101ZM189 165H190V163H189ZM199 165V164H198ZM202 165V164H201ZM210 165L211 164H208V166H209V169L210 168H214V166H211L210 167ZM212 165H214V164H212ZM26 166V165H25ZM28 166V165H27ZM26 166V167H27ZM36 166V165H35ZM39 166V165H38ZM135 166V165H134ZM154 166V165H153ZM168 166V165H167ZM174 165H172V167H173ZM187 166V165H186ZM204 166H205V164H204ZM90 167H91V165H90ZM99 167V166H98ZM157 167V166H156ZM188 167V166H187ZM242 167L244 168V169H242ZM5 168H7V166L5 167ZM46 168V167H45ZM79 168V167H78ZM84 168V167H83ZM86 168V167H85ZM97 168V167H96ZM101 168V167H100ZM109 168V167H108ZM144 168L145 167H143L142 168V170H144ZM148 168V167H147ZM191 168V167H190ZM192 168H193V166H192ZM197 169V172H203V166H199V167H196ZM13 169V168H12ZM98 169V168H97ZM140 169V168H139ZM149 169H151V168H149ZM174 169V168H173ZM217 169V168H216ZM37 170V169H36ZM35 170V171H36ZM141 170V171H142ZM190 171H189V173L193 170H191V169H189ZM220 170H221V168H220ZM4 171H5V169H4ZM28 171V170H27ZM140 171V170H139ZM154 171H156V170H154ZM158 171V170H157ZM162 171V170H161ZM160 171V172H161ZM163 171L165 172V170L163 169ZM168 171H170V170H168ZM177 171V170H176ZM183 171V170H182ZM182 171H179V172H177L178 174H180ZM186 171H187V169H185V174H186ZM205 171V170H204ZM207 171V170H206ZM217 171H218V169H217ZM25 172V171H24ZM61 172V171H60ZM150 171H147L146 172V175L149 173ZM159 172V173H160ZM170 172H173L172 170L170 171ZM195 172V171H194ZM244 172H247L249 175L248 176H250V177H248ZM152 173V172H151ZM156 172H154V174H155ZM182 173H184V171L182 172ZM219 173V172H218ZM12 174V173H11ZM35 174V173H34ZM178 174H175V177L177 178L179 175ZM185 174H183L184 176H186ZM203 174H204V172H203ZM203 174H202V176H203ZM208 174L211 176V177H213L209 172H208ZM220 174V173H219ZM8 175V174H7ZM6 175V176H7ZM36 175V174H35ZM49 175V174H48ZM63 175V174H62ZM170 175V174H169ZM177 175V176H176ZM180 175H182V174H180ZM209 175H205L204 177L206 178V176L208 177ZM31 176V175H30ZM137 176V175H136ZM168 176V175H167ZM183 176V177H184ZM188 176L190 177V175H188L187 174V179L186 178H183L182 180H183V182H184V180H186V182L188 181V183L190 182L189 180H191V179H189L188 178ZM34 178H35V176H33ZM40 177H41V174H40ZM58 177H61V175L60 176H58ZM147 177V176H146ZM175 177H174V179H172V181H174V180H176L175 179ZM198 177H200V176H198ZM218 177V176H217ZM29 178V177H28ZM34 178H31V179H33L34 180ZM48 178H50V177H48ZM128 178V177H127ZM139 178V177H138ZM166 178V177H165ZM172 178V177H171ZM178 178H180V176L178 177ZM204 178V179H205ZM210 178V177H209ZM208 178V179H209ZM39 179V177L37 178V180ZM54 179V178H53ZM58 179V178H57ZM65 179V178H64ZM134 179V178H133ZM132 179V180H133ZM144 179V178H143ZM162 179H163V176H162ZM198 179V178H197ZM203 179V180H204ZM223 179V178H222ZM30 180V179H29ZM41 180V179H40ZM39 180V181H40ZM45 180H47V177H46V179ZM52 180V179H51ZM136 180V179H135ZM141 180V179H140ZM148 180H149V178H148ZM158 180V179H157ZM165 180V179H164ZM168 180V179H167ZM182 180H180V181H182ZM195 179L194 178H192V182L194 181ZM219 180H221V179H218V178H214V180L212 181L213 182V184L214 185H216V186H218V187H220L221 185H224V186H229L230 187V182H227V183H221ZM23 181H25V180H23ZM35 181V180H34ZM48 181H49V179H48ZM56 181V180H55ZM64 181V180H63ZM125 181V180H124ZM123 181V182H124ZM137 181V180H136ZM139 181V180H138ZM142 181V180H141ZM159 181H161V180H159ZM169 181H171V179L169 180ZM45 182V181H44ZM60 182V181H59ZM85 182V181H84ZM120 182V181H119ZM131 182V181H130ZM182 182V183H183ZM185 182V183H186ZM23 183V182H22ZM64 183V182H63ZM136 183V182H135ZM143 183V182H142ZM157 183V182H156ZM162 183H163V180H162ZM173 183H176V182H173ZM178 183H179V180H178ZM35 184V183H34ZM83 184V183H82ZM114 184V183H113ZM161 184V183H160ZM200 184V183H199ZM54 185V184H53ZM89 185H90V182H89ZM132 185V184H131ZM134 185V184H133ZM140 185H142V184H140ZM154 185V184H153ZM159 185V184H158ZM165 185V184H164ZM163 185V186H164ZM179 185V184H178ZM181 185H184V183L183 184H181ZM180 185V186H181ZM186 185V187H187V183L185 184ZM197 187H196V186ZM37 186V185H36ZM35 186V187H36ZM123 186V185H122ZM156 186V185H155ZM173 186V185H172ZM193 186H195V187H193ZM199 186V187H198ZM223 186V187H224ZM58 187H59V185H58ZM90 187V186H89ZM119 187L120 186H118V185H116L115 187H113V189L111 190V195L112 194H115V193H117L119 190L120 191H122L121 189H119ZM129 187V186H128ZM127 187V188H128ZM135 187H137V185L135 186ZM135 187H134V191H135ZM168 187V186H167ZM167 187L165 186V188L167 189ZM8 188V187H7ZM57 188V187H56ZM81 188V187H80ZM96 188V187H95ZM123 188V187H122ZM130 188L132 189V187L130 186ZM143 188V187H142ZM151 188V187H150ZM156 188V187H155ZM170 188V187H169ZM168 188V189H169ZM194 188V189H193ZM231 188V187H230ZM39 189V188H38ZM125 189V188H124ZM130 189V190H131ZM162 189H163V187H162ZM216 189V188H215ZM97 190H99V189H97ZM97 190H95V189H90V190H88V195H89V197L91 198V200L93 199V201H91V202H93L94 204V206L92 205V203H91V205H90V208H89V206H86V205H81V206H79L78 207V209H77V212H75L76 213V218H74V219H69V218H67V220H63V222L61 223V225L60 224H58V228H56L55 227V229H57V232H54L53 230H51V231H53L52 232V236H54V239H53V237H51V233H50V237L54 240V241H51L52 242V245H51V242H50V240H52V239H49V244H50V248L48 247V252H46L45 250H47V249H45V250H43L44 251V253H48L47 255V257H49L50 258V260H51V262L49 263V264H93L94 262H95V259L93 260V256L95 255V253H94V250H93V248L95 247H93V245H92V243L91 242H93V241H91V237H90V232L95 228L96 230H100L101 228L100 227H102V226H100L101 224V222L99 223H97V221H95L96 219H95V215H93V214H95V212L96 211H98V210H96V211H94V209H92L93 207L95 208V206H96V202H98V204L97 205H101L102 206V203L100 202L99 203V200L98 201H96L98 198L99 199H101V198H103L104 196H106L105 195V193H99ZM132 190V191H133ZM138 190V189H137ZM137 190H136V192H137ZM143 190V189H142ZM145 190V189H144ZM148 190H149V188H148ZM154 190V189H153ZM171 190V189H170ZM181 190H183V189H181ZM217 190V189H216ZM10 191V190H9ZM119 191V193H121ZM159 191V190H158ZM162 191V190H161ZM164 191H166L165 189H164ZM168 191V190H167ZM4 192H5V190H4ZM4 192H2V193H4ZM8 192V191H7ZM123 192H124V190H123ZM135 192V195H132V193H131V196H133L135 199H134V201L136 200V197L138 198V197H140V196H137L139 193H140V189H139V192L138 193H136ZM145 192V191H144ZM144 192H142V193H144ZM148 192V191H147ZM150 192V191H149ZM171 192V191H170ZM1 193V192H0ZM1 193V194H2ZM146 193V192H145ZM161 193V192H160ZM164 193V192H163ZM163 193H161V194H163ZM5 194V193H4ZM3 194V195H4ZM74 194V193H73ZM128 194V193H127ZM134 194V193H133ZM151 194V193H150ZM165 194H167V192L165 193ZM180 194V193H179ZM178 194V195H179ZM183 194V193H182ZM182 194H181V196H182ZM8 196H10L9 194H7ZM148 195H149V193H148ZM157 195V194H156ZM159 195V194H158ZM2 196V195H1ZM42 196H44V195H42ZM42 196H41V198H42ZM72 196V195H71ZM71 196H69V197H71ZM144 196V195H143ZM142 196V198H144V197H146V195L143 197ZM153 196V195H152ZM151 196V197H152ZM161 196H163V195H161ZM3 197V196H2ZM12 197V196H11ZM11 197H10V199H11ZM51 197V196H50ZM107 197V196H106ZM113 197V196H112ZM112 197H111V199L110 200H112ZM126 197V196H125ZM124 197V198H125ZM168 197H170V195H168ZM167 197V198H168ZM110 198V197H109ZM122 198V197H121ZM128 197H126V199L125 200H128L127 199ZM142 198L140 199L141 200V202H142ZM175 198H176V196H175ZM175 198H173V200L175 199ZM179 198V197H178ZM8 199V198H7ZM14 199V198H13ZM71 199V198H70ZM77 199V198H76ZM105 199H107V198H105ZM105 199H104V202H105ZM130 199H131V202H132V197H130ZM146 200H148V198H145ZM155 199V198H154ZM164 199V198H163ZM122 200V199H121ZM124 200V201H125ZM140 200H138V201H140ZM159 200H161V197L159 198ZM6 201V200H5ZM18 201V200H17ZM74 201V200H73ZM77 201V200H76ZM101 201V200H100ZM115 201L116 200H114L113 202L115 203ZM119 201V200H118ZM133 201V202H134ZM168 201V200H167ZM171 201H172V199H171ZM170 201V202H171ZM175 201V200H174ZM4 202V201H3ZM8 202V201H7ZM12 202V201H11ZM132 202V203H133ZM136 202V201H135ZM148 202V201H147ZM155 202V201H154ZM173 202V201H172ZM62 203V202H61ZM107 203V202H106ZM119 203V202H118ZM121 203V202H120ZM119 203V204H120ZM126 203V202H125ZM129 203H130V200H129ZM128 202H127V204L125 205L123 202H122V204H124L125 206H128V204H129ZM132 203H130V204H132ZM139 203V202H138ZM143 203H144V201H143ZM168 203V202H167ZM5 204V203H4ZM12 204V203H11ZM18 204V203H17ZM49 204H51V203H49ZM78 204V203H77ZM111 204H112V202H111ZM122 204H120V205H122ZM129 204V205H130ZM158 204H160V203H158ZM164 204H165V201H164ZM172 204V203H171ZM9 205V204H8ZM25 205V204H24ZM69 205V204H68ZM71 205V204H70ZM123 205V208L125 207ZM140 205H141V203H140ZM150 205V204H149ZM166 205V204H165ZM11 206V205H10ZM15 206V205H14ZM34 206V205H33ZM51 206V205H50ZM75 206V205H74ZM103 206H105V205H103ZM112 206V205H111ZM111 206H109V207H111ZM117 206V205H116ZM131 206V205H130ZM139 206V205H138ZM145 206V205H144ZM156 206V205H155ZM154 206V207H155ZM158 206V205H157ZM4 207V206H3ZM37 207V206H36ZM72 207V206H71ZM92 207V208H91ZM97 208H95V209H98L99 207L98 206H96ZM132 207V206H131ZM164 207H166V206H164ZM11 208V207H10ZM24 208V207H23ZM30 208V207H29ZM87 208H89L90 210H91V212L89 211V209H87ZM102 208V207H101ZM117 208H119V207H117ZM127 208V207H126ZM146 208V207H145ZM158 208V207H157ZM160 208H163V206L162 207H160ZM168 208H170V207H168ZM103 210H105L104 209V207L102 208ZM108 209V208H107ZM113 209H114V207H113ZM134 210L136 209V208H133ZM155 209V208H154ZM153 209V210H154ZM159 209V208H158ZM157 209V210H158ZM0 210H1V208H0ZM7 211H8V208L6 209ZM65 210V209H64ZM70 210H72V208L70 209ZM69 210V211H70ZM109 210V209H108ZM107 210V211H108ZM121 211H122V209H120ZM130 210H132V209H130ZM161 210V209H160ZM165 210H167V209H163V212L165 211ZM94 213H93V212ZM100 211H102V210H100ZM168 211V210H167ZM172 211V210H171ZM170 211V212H171ZM99 212V211H98ZM111 212H114V211H111ZM145 212V211H144ZM155 212H156V210H155ZM155 212H153V213H155ZM162 212V211H161ZM166 212V211H165ZM169 212V211H168ZM51 213V212H50ZM75 213H73V215H75ZM97 213V212H96ZM100 213V212H99ZM108 213H110V212H108ZM107 213V214H108ZM116 213H117V210H116ZM122 214H126V213H123V212H121ZM167 213V212H166ZM166 213H164L165 215H166ZM4 214V213H3ZM7 214V213H6ZM8 214H10L9 213V211H8ZM47 214V213H46ZM101 214V213H100ZM103 215H105L104 213H102ZM101 214V216L103 217V215ZM119 214H120V212H119ZM133 214H135V216H139V210H137L136 209V211H133ZM151 214V213H150ZM168 214V213H167ZM48 215V214H47ZM117 215V214H116ZM154 215V214H153ZM157 215H158V213H157ZM156 215V216H157ZM164 215V216H165ZM14 216V215H13ZM72 216V215H71ZM70 216V217H71ZM125 216V215H124ZM127 216L129 217V214H127ZM134 216V215H133ZM142 216V215H141ZM155 216V215H154ZM163 216V217H164ZM170 216V215H169ZM6 217V216H5ZM48 217V216H47ZM46 217V218H47ZM50 217V216H49ZM75 217V216H74ZM98 217H100V216H98ZM117 217H119V216H117ZM144 217V216H143ZM146 217H148V216H146ZM145 217V218H146ZM150 217V216H149ZM152 217V216H151ZM163 217L161 218V219H163ZM33 218V217H32ZM44 218V217H43ZM52 218V217H51ZM57 218V217H56ZM109 218H110V216H109ZM111 218H114L115 219V217H111ZM124 218V217H123ZM130 218V217H129ZM128 218V219H129ZM136 217H134V220H137V219H135ZM142 218V217H141ZM154 218V217H153ZM158 218V217H157ZM6 219V218H5ZM35 219V218H34ZM41 219V218H40ZM101 219V218H100ZM120 219V218H119ZM126 219V218H125ZM159 219V218H158ZM166 219V218H165ZM20 220V219H19ZM41 220H44V219H41ZM98 220V219H97ZM102 220V219H101ZM104 220V219H103ZM142 220V222H143V224H145V221H143V218L141 219ZM153 220V219H152ZM57 221V220H56ZM106 221V220H105ZM109 221H110V219H109ZM109 221H106V222H109ZM114 221V220H113ZM112 220H111V222H113ZM138 221L139 220H137V225L136 226H139L138 225ZM149 221V220H148ZM148 221L146 222L147 224H148ZM155 221V220H154ZM153 221V222H154ZM168 221V220H167ZM15 222V221H14ZM42 222V221H41ZM51 222V221H50ZM141 222V223H142ZM156 222V221H155ZM18 223V222H17ZM21 223H23V222H21ZM34 223V222H33ZM40 223V222H39ZM44 223V222H43ZM42 223V224H43ZM115 223V222H114ZM141 223H139L140 225H142ZM167 223V222H166ZM38 223H36V225H37ZM113 224V223H112ZM123 224H125V223H123ZM147 224H145L146 225V227H148L147 226ZM149 224H151V222L149 223ZM153 224V223H152ZM158 224V223H157ZM160 224V223H159ZM17 225V224H16ZM28 225H29V223H28ZM40 225H41V223H40ZM109 225H111L110 223H109ZM109 225H107V227L109 226ZM128 225V224H127ZM134 225H135V223H134ZM165 225V224H164ZM112 226V225H111ZM116 226H117V224H116ZM129 226V225H128ZM163 226V225H162ZM170 226V225H169ZM17 227V226H16ZM29 227V226H28ZM42 227V226H41ZM118 227H119V225H118ZM131 227V226H130ZM144 228H145V226H143ZM151 227V226H150ZM171 227V228H172ZM4 228V227H3ZM18 228V227H17ZM32 228V227H31ZM37 228H40V227H37ZM100 228V229H99ZM103 228V227H102ZM104 228H106V225H105V223H104ZM113 228V227H112ZM116 228V227H115ZM124 228L126 229V226H124L122 229L120 228V232H122V230H124ZM127 228H129V227H127ZM138 228V227H137ZM152 228H153V226H152ZM152 228H150V230L152 229ZM169 228V227H168ZM2 229V228H1ZM33 229V228H32ZM54 229V230H55ZM108 229V228H107ZM119 229V228H118ZM131 229H132V227H131ZM133 229H135V226L133 227ZM138 229H141V228H138ZM137 229V230H138ZM147 229L148 228H146L145 230L147 231ZM11 230V229H10ZM15 230L16 231H18L16 228H15ZM15 230H14V232H15ZM31 230V229H30ZM30 230H29V233H30ZM34 230H36L35 228H34ZM103 230V229H102ZM109 230V229H108ZM136 230V229H135ZM142 230V229H141ZM152 230H154V229H152ZM151 230V231H152ZM165 231H166V229H164ZM208 230H211V232H207ZM13 231V230H12ZM103 231H105V230H103ZM116 230H114L113 232H115ZM125 231H127V229L125 230ZM125 231H123V233H125ZM138 231H140V230H138ZM138 231H136V234L135 235H137L139 232ZM149 231V230H148ZM179 231H184V233H185V235H183L181 232H179ZM94 232V231H93ZM96 232V231H95ZM112 231H111V228H110V233H111ZM117 232V231H116ZM120 232L118 233L117 232V234H120ZM128 232V231H127ZM126 232V234L128 235V233ZM130 232V231H129ZM133 232V234H134V232L135 231H132ZM28 232H27V234H29ZM33 233V232H32ZM31 233V234H32ZM53 233H54V235H53ZM109 233V234H110ZM145 233H147V232H145ZM158 233V232H157ZM162 233V232H161ZM172 233V232H171ZM4 234V233H3ZM7 234V233H6ZM91 234H92V232H91ZM94 234V233H93ZM95 234H97V233H95ZM99 234V233H98ZM103 234V233H102ZM109 234H107L108 236H110ZM126 234H123V235H126ZM130 234V233H129ZM154 234V233H153ZM0 235H2L1 233H0ZM25 235V234H24ZM30 235V234H29ZM28 235V236H29ZM35 235V234H34ZM100 235V234H99ZM106 235V236H107ZM126 235V236H127ZM132 234H130V236L129 237H132L133 238V236H131ZM135 235H134V239H135ZM141 234H139V236H140ZM142 235H144V234H142ZM150 235V234H149ZM160 235H162V234H160ZM170 235V234H169ZM3 236V235H2ZM10 236V235H9ZM8 236V237H9ZM12 236L13 235H11V238H12ZM27 236V235H26ZM37 236V235H36ZM95 236V235H94ZM116 236V235H115ZM120 236L122 237V235L120 234ZM125 236V237H126ZM127 236V237H128ZM138 236V237H139ZM174 236V235H173ZM172 236V239L174 238ZM8 237H7V239H8ZM21 237H22V235H21ZM90 237V238H89ZM93 237V236H92ZM102 237V236H101ZM127 237H126V239H127ZM137 237V238H138ZM141 237V236H140ZM163 237H165V236H163ZM10 238V237H9ZM27 238H29V237H27ZM104 238H105V236H104ZM104 238H102L103 240H104ZM117 238H119V237H117ZM116 238V240L118 241V239ZM131 238V239H132ZM142 238L143 237H141V238H139V240L137 241V239H136V241L134 242L133 240H132V246H134V244H135V246L136 245H138V247L141 249V250H146V251H148L149 253H151L152 252V248L150 247L149 249L148 248H146L145 247V245L146 244H144V241H142ZM145 238V237H144ZM6 239V238H5ZM94 238H92V240H93ZM99 239H101L100 237H99ZM110 239V238H109ZM146 239H147V237H146ZM149 239V238H148ZM147 239V240H148ZM98 240V239H97ZM113 240H114V238H113ZM124 240V239H123ZM130 240V239H129ZM145 240V239H144ZM41 241V240H40ZM96 241V240H95ZM125 241V240H124ZM146 241V240H145ZM160 240H157V244H158V242H159ZM164 241V240H163ZM47 242V241H46ZM106 242V241H105ZM113 242V241H112ZM115 242V241H114ZM113 242V243H114ZM127 242V244H128V241H126ZM131 242V241H130ZM129 242V243H130ZM45 243V242H44ZM98 243V242H97ZM96 243V244H97ZM108 243V242H107ZM111 243V242H110ZM110 243H109V245H110ZM119 243H120V240H119ZM122 243H123V241H122ZM122 243H120V244H117V243H115L116 245H114V247L115 248H113L112 247V251L113 250H115V251H117V250H122L121 251V253L123 252V256L124 255H126V256H129V254H131L130 253V250H126V248H125V250H124V248H122L121 247V249H120V246H121V244ZM146 243V242H145ZM105 244V243H104ZM108 245V247H110ZM120 245V246H119ZM124 245V244H123ZM151 245V244H150ZM165 245V244H164ZM169 245V244H168ZM47 246H48V244H47ZM47 246H45V247H47ZM106 246V245H105ZM112 246V245H111ZM129 246H130V244H129ZM10 247V246H9ZM43 247V246H42ZM42 247H41V250H42ZM104 247V246H103ZM108 247H106V249L108 248ZM126 247H128V246H126ZM156 247V246H155ZM160 247H161V245H160ZM175 247V246H174ZM37 248V247H36ZM44 248V247H43ZM119 248V249H118ZM133 248V247H132ZM165 248H166V246H165ZM3 249H4V247L3 246H0V258L2 259V252H3ZM101 249H103L102 247L100 248V250ZM128 249H129V247H128ZM134 249V248H133ZM136 249V248H135ZM176 249V250H177ZM7 250H9V248L7 249ZM111 250V249H110ZM138 250V249H137ZM174 250V249H173ZM105 251V250H104ZM108 251V250H107ZM157 251V250H156ZM4 252H6V250H4ZM101 252V251H100ZM109 252V251H108ZM131 252H133L132 250H131ZM135 252V251H134ZM133 252V253H134ZM264 252V251H263ZM10 253V252H9ZM105 253V252H104ZM115 253V252H114ZM138 253V252H137ZM136 253V254H137ZM154 253V252H153ZM174 253V252H173ZM99 254L100 253H98V256H99ZM102 254V253H101ZM101 254H100V257H102L101 256ZM110 254H113V253H110ZM116 254V253H115ZM118 254V253H117ZM119 254H120V251H119ZM145 254H146V252H145ZM161 254V253H160ZM259 254V255H258ZM5 255V254H4ZM103 255V254H102ZM107 254H105V256H106ZM132 255H134V254H132ZM152 255V254H151ZM155 255H156V253H155ZM158 255V254H157ZM35 256V255H34ZM44 256H46V255H44ZM96 256V255H95ZM94 256V257H95ZM113 256H114V254H113ZM140 256V255H139ZM4 257V256H3ZM97 257V256H96ZM115 257H117V256H115ZM120 257H121V255H120ZM142 257V256H141ZM148 257V256H147ZM153 257H154V255H153ZM159 257V256H158ZM162 257V256H161ZM258 257V258H257ZM5 258V257H4ZM7 258V257H6ZM33 258V257H32ZM44 259H46V257H43ZM111 258V257H110ZM136 258V257H135ZM151 258V257H150ZM97 259V258H96ZM109 257H107V262H109V264H110V262H112V260H114V258H111V259H109ZM117 258H115V260H116ZM121 259H123V258H121ZM138 259H139V257H138ZM142 259V258H141ZM161 259V258H160ZM46 260H48V259H46ZM113 261V262H116V261ZM119 260V259H118ZM133 260V259H132ZM140 260V259H139ZM145 260V259H144ZM144 260H142V261H144ZM155 260V259H154ZM172 260V259H171ZM2 261V260H1ZM0 261V262H1ZM43 261H45V260H43ZM42 261V262H43ZM103 261V260H102ZM130 261V260H129ZM4 262V261H3ZM3 262H2V264H3ZM6 262V261H5ZM36 261H34V263H35ZM42 262H40V263H42ZM47 262V261H46ZM46 262H45V264H46ZM99 262V261H98ZM106 262V260H105V264L107 263ZM112 262V263H113ZM139 262V261H138ZM151 262H153V261H151ZM164 262V261H163ZM119 263L121 264V262L119 261ZM127 263V262H126ZM133 263V262H132ZM262 264H264V261H262L261 262ZM37 264H39V263H37ZM44 264V263H43ZM47 264H48V262H47ZM97 264V263H96ZM99 264V263H98ZM113 264H116V263H113ZM118 264V263H117ZM137 264V263H136ZM144 264V263H143ZM155 264V263H154ZM160 264V263H159ZM165 264H167V263H165Z\"/></svg>", "mask_w": 264, "mask_h": 264}]
</instances>
